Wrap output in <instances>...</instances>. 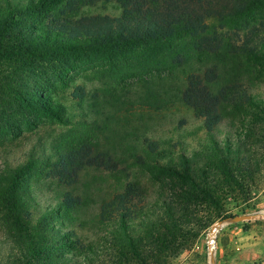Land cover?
Segmentation results:
<instances>
[{
    "label": "trees",
    "instance_id": "16d2710c",
    "mask_svg": "<svg viewBox=\"0 0 264 264\" xmlns=\"http://www.w3.org/2000/svg\"><path fill=\"white\" fill-rule=\"evenodd\" d=\"M96 1L99 0H29L20 4L0 0V146L35 132L42 125L72 124L61 99L71 88L72 98L78 92L83 97L85 90L75 85L74 79L80 66L95 63L97 67L84 71L108 72L123 83L128 78L138 81L168 75L192 58L207 61L210 56H217L222 62L219 57L229 58L234 51L241 52L248 61L264 60V40H247L240 50L229 49L218 32L228 22L264 6V0H104L115 2L120 15L80 16L83 6ZM210 20L218 22L217 29L207 23ZM243 84L221 81L216 66L188 76L181 98L203 120L215 160L207 165L208 171L191 168L183 157L179 168L154 162L152 166L162 177L163 187H169L172 194L169 199L162 198L166 216L157 220L145 239L131 233L136 227H127L131 210L137 208L138 200L134 199L141 193L139 187L128 185L125 193L102 203L99 220L115 226L119 234L111 263L106 254L99 261L85 257L82 262L58 253V249H69L70 244L82 245L75 239L76 234L59 232L50 221L73 219L78 201L71 194H64L34 222L33 213L40 207L31 210L28 201L22 199L20 187L21 179L35 165L47 170L56 167L59 177L66 178L76 176L85 165L103 166L115 172L123 160L97 154L84 165L72 166L62 156L60 166L49 160H30L16 171H6L5 182L0 185V215L15 257L7 264H166L185 246L179 238L183 225L175 216L176 207L195 199L208 207L215 206L222 194L243 191L244 184L252 180L253 170H258L259 162L250 159L238 136L234 134L232 139L229 133L224 144L213 139V132L220 129L228 114L257 108L249 85ZM91 153L88 150L78 156L82 160L91 157ZM133 156L134 164L144 162L142 157ZM104 223L102 227L106 228Z\"/></svg>",
    "mask_w": 264,
    "mask_h": 264
},
{
    "label": "rangeland",
    "instance_id": "374dc122",
    "mask_svg": "<svg viewBox=\"0 0 264 264\" xmlns=\"http://www.w3.org/2000/svg\"><path fill=\"white\" fill-rule=\"evenodd\" d=\"M13 1L26 4L29 0ZM120 13L115 2L99 0L83 6L80 16L117 17ZM207 23L218 28L216 20ZM31 24L29 20L28 25ZM218 32L222 33L229 49L240 50L247 40L250 43L264 40V6L255 7L243 17L228 22L218 28ZM234 52L229 58L219 57L222 62H218L217 56H210L207 61L192 58L173 68L168 75L138 81L128 78L123 83L108 72L84 71L97 67L95 63L78 67L74 79L75 85L83 86V97L78 92L72 98L71 88L61 99L72 124L42 125L35 132L1 145L0 185L5 182L6 171H16L30 160H49L58 166L62 156L72 166L84 165L97 154L123 160L115 172L103 166L85 165L76 176L66 178L59 177L56 167L47 170L35 165L21 179L20 187L22 199L28 201L30 209L40 207L33 213L34 222L61 201L64 194H71L78 201L71 215L73 219L61 217L59 221H50L55 230L76 234L75 239L82 245L70 244L69 249H58V253L82 262L85 257L99 261L106 254L111 263L116 256L115 237L119 234L115 226L99 220L102 203L125 193L128 185L139 187L141 193L134 199L138 200L137 208L131 210L127 227H136L131 233L145 239L147 233L154 230L157 220L166 216L162 198L169 199L172 194L169 187H163L162 177L152 166L154 162L179 168L183 157L189 160L191 168L203 167L208 171L207 165L215 160L203 120L182 101L181 95L190 74H202L216 66L221 81L249 85L257 108L225 115L220 129L213 132V139L224 144L229 133L232 139L238 136L246 145L242 147L249 151L250 159L260 165L257 171L253 170L252 180L244 184L243 191L222 194L215 206L208 207L195 199L188 205L176 207L175 216L183 225L179 238L185 246L165 263L264 264V60L248 61L241 52ZM88 150L92 152L91 157L81 160L78 155ZM133 155L142 157L144 162L134 164ZM213 173L209 172L211 178ZM245 216L254 218L237 220ZM3 221L0 215V264H7L15 257L5 237ZM217 224L221 226L217 228L214 249L209 253L207 235Z\"/></svg>",
    "mask_w": 264,
    "mask_h": 264
},
{
    "label": "built area",
    "instance_id": "2783aa9c",
    "mask_svg": "<svg viewBox=\"0 0 264 264\" xmlns=\"http://www.w3.org/2000/svg\"><path fill=\"white\" fill-rule=\"evenodd\" d=\"M216 233H217V227H213L207 235V247H208L209 253H211L214 249V240H215Z\"/></svg>",
    "mask_w": 264,
    "mask_h": 264
},
{
    "label": "water",
    "instance_id": "95a60500",
    "mask_svg": "<svg viewBox=\"0 0 264 264\" xmlns=\"http://www.w3.org/2000/svg\"><path fill=\"white\" fill-rule=\"evenodd\" d=\"M251 218H254V217H252V216H245V217H243V218H237V220L239 221V220H249V219H251ZM221 226V224H217V228H219Z\"/></svg>",
    "mask_w": 264,
    "mask_h": 264
}]
</instances>
